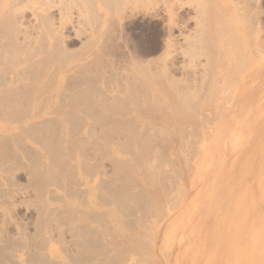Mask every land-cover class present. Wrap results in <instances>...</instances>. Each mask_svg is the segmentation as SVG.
I'll return each mask as SVG.
<instances>
[{
    "label": "bare ground",
    "instance_id": "bare-ground-1",
    "mask_svg": "<svg viewBox=\"0 0 264 264\" xmlns=\"http://www.w3.org/2000/svg\"><path fill=\"white\" fill-rule=\"evenodd\" d=\"M192 1L142 55L119 29L175 0H0V264L171 263L222 116L264 87L250 0Z\"/></svg>",
    "mask_w": 264,
    "mask_h": 264
},
{
    "label": "rangeland",
    "instance_id": "rangeland-1",
    "mask_svg": "<svg viewBox=\"0 0 264 264\" xmlns=\"http://www.w3.org/2000/svg\"><path fill=\"white\" fill-rule=\"evenodd\" d=\"M178 1L174 14L163 2L158 11L150 3L136 7L134 16L125 19L119 32L131 34V45L139 54L146 53L143 48L159 36L160 51L151 54L159 55L169 26L189 19L193 10L192 0ZM248 5V20L264 38V0H250ZM256 53L260 61L254 70L260 72L264 54ZM247 93L240 95L234 108L222 116L224 133L209 146L213 162L205 177L201 180L197 173L191 180L189 196L173 220V232L166 238V252L174 255L170 264H195L199 259L198 264H264V87ZM21 207L15 211L16 217L31 220L32 211ZM180 242H184L181 249ZM158 253L163 258V253Z\"/></svg>",
    "mask_w": 264,
    "mask_h": 264
}]
</instances>
